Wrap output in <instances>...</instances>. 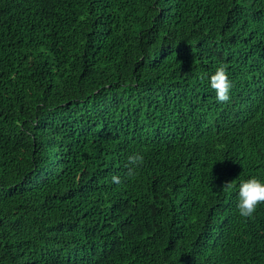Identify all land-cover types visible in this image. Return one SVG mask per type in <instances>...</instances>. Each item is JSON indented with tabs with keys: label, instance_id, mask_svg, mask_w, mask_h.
Masks as SVG:
<instances>
[{
	"label": "trees",
	"instance_id": "trees-1",
	"mask_svg": "<svg viewBox=\"0 0 264 264\" xmlns=\"http://www.w3.org/2000/svg\"><path fill=\"white\" fill-rule=\"evenodd\" d=\"M252 175L264 0H0V264H264Z\"/></svg>",
	"mask_w": 264,
	"mask_h": 264
},
{
	"label": "clouds",
	"instance_id": "clouds-1",
	"mask_svg": "<svg viewBox=\"0 0 264 264\" xmlns=\"http://www.w3.org/2000/svg\"><path fill=\"white\" fill-rule=\"evenodd\" d=\"M208 86L214 91L215 99L218 102H228L231 98L234 87L233 80L230 78V72L226 64H219L215 70L208 76ZM129 178L135 176L145 161L142 151L134 152L127 157ZM121 176L113 174L111 180L113 183H120ZM224 186L231 189L232 183H226ZM236 211L242 218H251L256 213L258 206L264 204V178L252 175L246 179H240L236 193Z\"/></svg>",
	"mask_w": 264,
	"mask_h": 264
}]
</instances>
